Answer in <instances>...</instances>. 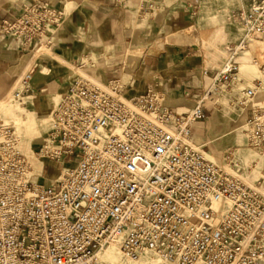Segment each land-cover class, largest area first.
<instances>
[{"label": "built area", "instance_id": "1", "mask_svg": "<svg viewBox=\"0 0 264 264\" xmlns=\"http://www.w3.org/2000/svg\"><path fill=\"white\" fill-rule=\"evenodd\" d=\"M67 17L34 0L0 33L24 52L51 50ZM233 20L241 40L187 112L157 91L124 99L119 82L101 88L80 76L51 112L35 161L0 117V264H264V196L227 171L242 170L237 152L219 164L192 139L205 104L220 108L225 95L251 112L247 144L264 151V103H252L264 83L235 93L239 59L264 74L250 48L264 41V0ZM29 80L13 94L19 107ZM46 161L59 169L53 185L38 180Z\"/></svg>", "mask_w": 264, "mask_h": 264}, {"label": "crops", "instance_id": "2", "mask_svg": "<svg viewBox=\"0 0 264 264\" xmlns=\"http://www.w3.org/2000/svg\"><path fill=\"white\" fill-rule=\"evenodd\" d=\"M33 1L0 0V29L4 22L19 17L25 4ZM47 2L56 9H66L68 15L53 49L42 55L38 53L41 49L24 52L17 41L0 33V99L19 90L29 75L31 92L23 99L24 109L37 118L53 111L60 97L80 77L79 71L94 75L101 84L119 82L126 99L153 90L162 94L169 108L187 112L211 86V79L224 65L229 50L242 37L238 24L237 29L213 34L201 17L204 0ZM130 52L139 55L129 56ZM245 60L248 61H238ZM220 105L216 108L205 104L206 118L193 126L192 136L194 145L204 151L210 148L212 157L216 158V152L224 153L219 164L228 150L237 145V139L232 145L229 142L236 122L229 117L234 111L230 99ZM234 112H245L246 122L251 117L248 110ZM245 139L247 142L246 135ZM42 184L53 185L55 181L44 179Z\"/></svg>", "mask_w": 264, "mask_h": 264}, {"label": "rangeland", "instance_id": "3", "mask_svg": "<svg viewBox=\"0 0 264 264\" xmlns=\"http://www.w3.org/2000/svg\"><path fill=\"white\" fill-rule=\"evenodd\" d=\"M204 6L201 13V17L209 24L211 27L212 33L215 34L217 31L218 35L223 34V30L230 31L237 27V23L233 20V15L236 14L240 10H244L247 8L249 0H204ZM237 29V28H236ZM264 42V41H262ZM252 48L257 52H264V43H257L252 46ZM47 49L42 48L40 50L39 55H42ZM252 50V49H251ZM252 56L256 58L259 63L264 65V58L255 55L253 51ZM139 55V52H130L129 56ZM241 64V74L240 80L242 81L240 86L235 87L236 90H242L247 86L251 87L254 85L255 81L261 80L264 82V74L261 72L259 67H253L250 65L249 61H243ZM79 75L85 79H87L90 83L97 85L101 88H106L109 84H101L98 80L95 79L94 75L88 72L79 71ZM21 88V87H20ZM16 91V90H15ZM14 91V92H15ZM14 92L12 91L7 96L0 99V117L4 118L6 122L11 125H15L17 134L20 137V148L24 152V148H22L23 138L30 128V124H32L33 119H35L38 123V135L36 136V140L33 142V148L35 152L38 151V148L43 143L47 132L50 129V124L52 122L51 113L44 118H37L29 111L24 109L23 107H19L16 102H14ZM256 98L253 100V104L260 105L264 103V88L257 91ZM220 103L224 105L230 99L229 96L221 95ZM126 99V98H124ZM231 106V105H230ZM232 111H236L234 107H232ZM232 112L229 117L231 119H236L235 128L230 131L234 132L231 135V140L229 141L232 145L234 139H237V145L232 146V150H238L240 154V160L242 161V170L238 173L231 171L227 168V171L235 176L237 179H241L244 183L249 185L251 188H255L262 193L264 196V151H259L258 149H251L247 142L245 141L246 128H244L246 124V119L243 117L242 113ZM232 120V121H234ZM22 131V132H21ZM41 135V136H40ZM37 142V143H36ZM213 147V146H210ZM229 149L228 151H230ZM210 148L206 149L207 157L216 163L220 162L221 155L224 153L222 151L216 152V158L212 157L208 152ZM26 155V154H25ZM27 156V155H26ZM28 157V156H27ZM29 158V157H28ZM31 159V158H30ZM32 160V159H31ZM33 161V160H32ZM35 161V160H34ZM46 163V162H45ZM51 165V167H50ZM45 169L43 170L42 177L38 178L39 182L42 184V180H51L54 181L59 175V169L53 163L46 164ZM41 166L38 169L41 173Z\"/></svg>", "mask_w": 264, "mask_h": 264}, {"label": "bare ground", "instance_id": "4", "mask_svg": "<svg viewBox=\"0 0 264 264\" xmlns=\"http://www.w3.org/2000/svg\"><path fill=\"white\" fill-rule=\"evenodd\" d=\"M257 43H260V44H263L264 42H255L253 44L250 45V48L252 49L251 51H253L255 53V55L257 56H260L261 58H264V52H257L255 51L252 46L257 44ZM38 130H39V127H38V123L35 119H33L32 121V124H30V128L28 130V133H26L24 135V138H23V144H22V148H24V155L29 159V160H35L37 155H36V152H35V149L33 148V142L36 140V136L38 135ZM22 132V131H21ZM41 136V135H40ZM37 143V142H36ZM206 153V152H205ZM207 155V153H206ZM31 158V159H30Z\"/></svg>", "mask_w": 264, "mask_h": 264}]
</instances>
